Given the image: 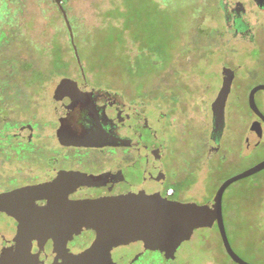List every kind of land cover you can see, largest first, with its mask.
<instances>
[{
    "label": "rangeland",
    "instance_id": "obj_1",
    "mask_svg": "<svg viewBox=\"0 0 264 264\" xmlns=\"http://www.w3.org/2000/svg\"><path fill=\"white\" fill-rule=\"evenodd\" d=\"M217 3L220 12L214 8ZM231 3L0 0V110L14 111L0 117V146L10 140L12 146L37 147L36 152L47 156L56 87L66 80H85L127 100L135 98V108L145 114L153 110L156 118L165 116L164 166L175 174L168 178L178 194L175 201L207 203L225 181L264 161V125L262 136L252 131L260 120L248 103L250 91L264 84V57L253 59L247 43L232 37L225 21ZM139 46L147 51L137 54ZM228 70L235 78L216 145L211 139L212 104ZM256 103L264 115V90L256 94ZM39 134L45 138L37 139ZM33 156L27 163L42 166ZM20 167L5 165L10 170L6 175L0 166V189L18 185L11 181L25 177L23 171L18 173ZM223 214L234 251L250 264H264V170L227 189ZM18 222L24 228L15 237L22 247L36 237L40 245L49 240L66 253L62 241L80 234L50 231L33 219L3 226L12 228ZM149 262L235 264L215 229L166 232L122 264Z\"/></svg>",
    "mask_w": 264,
    "mask_h": 264
},
{
    "label": "flooded vegetation",
    "instance_id": "obj_2",
    "mask_svg": "<svg viewBox=\"0 0 264 264\" xmlns=\"http://www.w3.org/2000/svg\"><path fill=\"white\" fill-rule=\"evenodd\" d=\"M231 2L230 14L225 21L232 37L247 43V51L253 59L264 57V0ZM61 85L56 87L57 90L52 96L54 119L49 126L52 133L46 137L50 140V144L46 145L47 156L42 155L39 149L36 152L37 147L35 151L34 147L26 145L12 146L10 140L6 141L8 144L0 146V166L5 174H9L10 170L4 166L14 163L21 165L18 173L23 171L25 175L11 181L12 184L19 181L18 185L0 189V194L22 187L46 184L51 177H63L67 181L59 182L57 191H69L68 199L71 201L120 196L134 191L135 188L144 195L157 194L161 198L175 201L177 191L168 182V178L171 179L175 174L167 173L164 166L167 125L162 120H166L165 116L158 119L153 110L145 114L135 108V98L127 100L119 93L93 87L85 80ZM4 111L0 110V117L8 118L14 112L7 109ZM3 121L7 122L5 119ZM9 128L8 123L4 126V131ZM12 137L14 135H9V139ZM41 138L43 140L45 136L39 134L37 139ZM219 143L220 139L215 144ZM30 154H35L32 158H37L42 166L32 167L27 163ZM100 176L106 177L101 181L94 179L93 184L87 182L89 177ZM68 179L71 180L68 182ZM47 203L46 199L27 201L23 207L40 208ZM25 219H33L50 231H75L55 229L35 218L12 220ZM6 223L8 221L0 224V258L2 255L19 252L45 253L39 255L38 264L62 263L86 250L95 239L94 231L77 230L80 233L78 236L62 241L64 246L66 244V253L60 252L49 240L40 245V240L36 237L32 238L28 247H22L15 232L23 229V225L18 222L14 227L5 229L3 225ZM209 229H215L224 247L217 224ZM224 250L226 252L225 247ZM151 258L152 256L148 261ZM232 263L235 262L232 260Z\"/></svg>",
    "mask_w": 264,
    "mask_h": 264
},
{
    "label": "water",
    "instance_id": "obj_3",
    "mask_svg": "<svg viewBox=\"0 0 264 264\" xmlns=\"http://www.w3.org/2000/svg\"><path fill=\"white\" fill-rule=\"evenodd\" d=\"M234 78L232 71L225 72V81L212 104L211 139L215 143L224 130L225 111ZM71 82L73 81L66 80L62 85ZM263 90L264 84L255 86L248 96L249 107L260 120L253 124L252 131L259 136L263 133L264 115L257 106L256 94ZM263 170L264 161L228 179L219 187L213 200L202 205L195 202L179 203L161 198L157 194L144 195L136 188L120 196L71 201L68 199L69 191H57L59 182H65L67 178L51 177L46 184L1 193L0 224L15 218H35L55 229L95 232L91 246L62 263L55 264H122L132 255L141 254L148 245L166 232L181 229L190 231L209 229L217 224L229 257L237 264H250L231 246L225 226L223 199L231 185ZM105 177H89L87 182L93 184L94 179L101 181ZM70 180L68 179V182ZM92 184L91 186H95ZM40 199H46L47 205L40 208L23 207L27 201L36 202ZM40 254L23 252L6 254L1 256L0 264H38Z\"/></svg>",
    "mask_w": 264,
    "mask_h": 264
},
{
    "label": "trees",
    "instance_id": "obj_4",
    "mask_svg": "<svg viewBox=\"0 0 264 264\" xmlns=\"http://www.w3.org/2000/svg\"><path fill=\"white\" fill-rule=\"evenodd\" d=\"M215 10L216 11H218V12H220V10H221V3H217V4H215ZM138 41H135V44H137V46H138V43H137ZM139 49H140V51H138V53L137 54H139V55H141V54H143V53H145L146 51H147V49H145V48H140V46H139ZM130 54V52L128 51V55ZM137 54H136V52H135V66H136V64H138V61H137V59H138V57H137ZM144 56H145V54H144ZM133 56H132V54H130V58H132ZM133 62V61H132ZM133 62V63H134ZM154 64L155 65H158V64H160V61L158 62H154Z\"/></svg>",
    "mask_w": 264,
    "mask_h": 264
}]
</instances>
